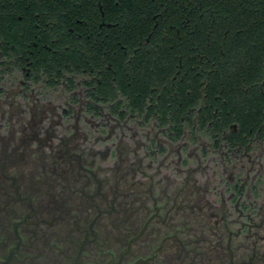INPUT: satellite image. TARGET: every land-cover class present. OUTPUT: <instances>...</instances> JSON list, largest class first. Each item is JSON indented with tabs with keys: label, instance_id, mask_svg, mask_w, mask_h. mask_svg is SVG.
Returning a JSON list of instances; mask_svg holds the SVG:
<instances>
[{
	"label": "flooded vegetation",
	"instance_id": "flooded-vegetation-1",
	"mask_svg": "<svg viewBox=\"0 0 264 264\" xmlns=\"http://www.w3.org/2000/svg\"><path fill=\"white\" fill-rule=\"evenodd\" d=\"M9 1L0 264H264V101L208 98L162 12L138 36L101 0Z\"/></svg>",
	"mask_w": 264,
	"mask_h": 264
},
{
	"label": "trees",
	"instance_id": "trees-1",
	"mask_svg": "<svg viewBox=\"0 0 264 264\" xmlns=\"http://www.w3.org/2000/svg\"><path fill=\"white\" fill-rule=\"evenodd\" d=\"M98 1L62 0L64 4L80 2L96 9ZM101 1L114 19L122 21L130 35H146L156 21L153 15L162 12L153 31L154 42L160 50L168 51L171 43L189 41L190 48L183 50L191 52L192 64L195 57L200 59L201 53L207 55L206 68L212 69L207 79L208 98L215 99L223 91L227 99L264 101L259 87L264 78V0ZM115 1L119 2L118 6ZM9 2L0 0L1 17H12ZM187 18L190 33L184 26ZM172 24L180 28L179 33ZM197 65L203 66L200 62ZM197 82H192L195 94L200 91Z\"/></svg>",
	"mask_w": 264,
	"mask_h": 264
}]
</instances>
